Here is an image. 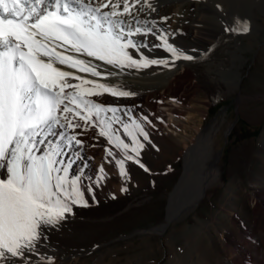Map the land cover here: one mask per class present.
<instances>
[{"label": "rangeland", "instance_id": "1", "mask_svg": "<svg viewBox=\"0 0 264 264\" xmlns=\"http://www.w3.org/2000/svg\"><path fill=\"white\" fill-rule=\"evenodd\" d=\"M214 11L225 29L214 19L193 22V28L210 39L211 49L186 53L193 56L184 61L192 62L194 86L186 90L183 82L168 109L157 106L152 112L141 105L145 112L141 115L138 108L123 104L121 97L108 93L90 97L118 107L124 123L131 124V119L141 123L148 140L137 134L144 145L138 159L148 171L134 160H126L127 176L122 177L115 163L123 158L120 150L99 135L98 127H92L103 140L93 149L96 169L88 174L80 167L69 169L70 177L83 170L89 206H74L73 214H66L55 227L45 228L47 238H41L37 252L14 258L17 264H48V257L51 264H232L223 247L224 238L240 241L242 234L252 230L246 216L252 217L254 202L258 200L264 207V0H235ZM161 18L170 25L171 21ZM187 20V28L176 26V35L183 39L192 27V19ZM237 21L247 22L249 31H226L236 27ZM221 32L226 35L216 38ZM201 73L208 74L209 87L199 83ZM205 128L210 132L212 155L217 156L218 177L195 204L183 208L162 231H154L153 227L165 222L170 194L184 171L186 148ZM113 129L135 156L122 124L113 123ZM78 138L91 146L87 138ZM101 167L105 179L97 185ZM89 185L95 201L87 192ZM122 187L127 190L121 191ZM258 234L253 236L252 253L261 257L264 248ZM241 253L249 257L244 250Z\"/></svg>", "mask_w": 264, "mask_h": 264}, {"label": "snow or ice", "instance_id": "2", "mask_svg": "<svg viewBox=\"0 0 264 264\" xmlns=\"http://www.w3.org/2000/svg\"><path fill=\"white\" fill-rule=\"evenodd\" d=\"M138 4L155 10L150 0H0V264H17L14 258L37 252L41 238H47L45 228L73 214L74 206H89L83 170L70 177L72 156L82 158L77 149L83 145L78 139L82 133L70 130L98 127L99 135L120 150L123 158L115 163L122 177L127 176L126 160L148 171L138 159L144 145L137 134L148 140L141 123L131 118V124L124 123L118 107L90 99L104 93L114 97L135 93L123 90V82H97L60 67L100 77L105 74L99 66L82 56L121 72L192 60L163 34L158 36L162 43L153 47H163L171 63L168 58H149L140 52L149 45L134 37L152 33L155 21L153 27L141 21L139 13L145 8ZM226 31L247 33L249 27L237 21L236 27ZM136 53L138 58H134ZM113 123L122 124L135 156L129 154L130 145ZM107 155L113 152L107 150ZM99 171L97 185L105 179L103 167ZM87 192L95 201L91 185ZM47 259L51 264L52 258Z\"/></svg>", "mask_w": 264, "mask_h": 264}, {"label": "bare ground", "instance_id": "3", "mask_svg": "<svg viewBox=\"0 0 264 264\" xmlns=\"http://www.w3.org/2000/svg\"><path fill=\"white\" fill-rule=\"evenodd\" d=\"M150 2L155 9L154 11L148 9L146 5L138 4L137 7L142 6L145 8L144 12L139 13V19L141 21L147 20L149 22L148 27H153L151 22L155 21L153 32L147 36L137 35L134 39L149 45L148 48H142L140 50L144 55L149 58H168L171 63L170 54L163 47H153V45H160L162 43L158 39V36L162 34L167 35L169 43L183 49L186 53L192 50L205 52L211 49V41L209 38L202 36L197 28H193V22L202 19H214L217 24L225 29V23L215 14L214 9L222 6H230L235 0H150ZM161 17L171 21L170 25L163 23ZM187 19H192V23L189 21L192 27H189L186 31L187 39H183L176 35V26L183 25L187 28ZM225 35L226 32H221L216 38H222ZM138 57L139 53H136L134 58ZM81 58L91 60L93 64L99 66V71L102 70V72H105V75L93 77L90 73H82L75 69H68L65 66L60 67L73 71L76 75L89 80L111 81L115 83L123 82L126 85L123 90L135 93L132 96L121 97L123 104L131 108H138L139 110L141 105L150 109L152 112H155L157 106L168 109L169 100L178 96L177 89L183 82L186 83L184 86L186 90L194 86L191 82V75L194 73L192 62L184 61L183 59L175 61V66L164 67L163 65H152L149 68L138 70H128L125 68L121 72L119 68L107 65L105 62L96 60L95 58L86 56H82ZM107 72L117 73V75L107 76ZM197 79L204 86L209 87L211 85V80L207 73H201V76L197 77ZM73 82L75 83L76 81ZM140 114L145 115V112L140 110ZM148 123L150 126H153L149 121ZM153 128L156 129L154 126ZM74 130H77V133H82L80 137L84 140L87 138L91 142V146L83 144L82 147L77 149L80 151L82 158L78 159L73 155L72 160L74 163L71 168L77 169L80 167L87 174L91 173L96 169L95 161L97 160L93 158V149L103 140L92 127L87 129L77 128ZM74 130L70 131L74 132ZM210 157H213V161H209ZM216 160L217 156L212 155L211 151L210 132L205 128L200 132L194 143L186 148L184 171L175 189L170 194L165 222L153 227L154 231H162L183 208L192 206L202 197L207 186L218 177ZM246 219L251 222L252 230L242 234L240 241L237 242H232L230 239L224 238L223 247L226 256L232 261V264H253L249 259L250 257L255 259L256 264H264V250L261 257L254 256L252 253L255 242L253 236L256 232H259L258 238L261 239L264 248V207L258 200L254 202L252 217L247 215ZM242 250L249 255L248 258L241 253ZM260 251V249L257 250V252Z\"/></svg>", "mask_w": 264, "mask_h": 264}, {"label": "water", "instance_id": "4", "mask_svg": "<svg viewBox=\"0 0 264 264\" xmlns=\"http://www.w3.org/2000/svg\"><path fill=\"white\" fill-rule=\"evenodd\" d=\"M179 175H180V174H179ZM179 175H178V178H177V180L179 179ZM177 180H176V181H177ZM150 229H152V227H150Z\"/></svg>", "mask_w": 264, "mask_h": 264}]
</instances>
